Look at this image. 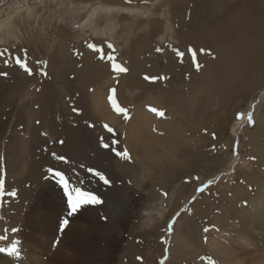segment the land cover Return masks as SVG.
Instances as JSON below:
<instances>
[{
  "label": "rangeland",
  "instance_id": "rangeland-1",
  "mask_svg": "<svg viewBox=\"0 0 264 264\" xmlns=\"http://www.w3.org/2000/svg\"><path fill=\"white\" fill-rule=\"evenodd\" d=\"M222 1L0 0V21L10 24L0 30V51L26 59L34 73L29 76L8 54L0 57V72L8 73L0 76V178L6 191L17 192L0 206V235L4 227L20 231L37 203L55 209L51 201L62 199L67 207L46 171L51 167L74 184L83 182L103 203L82 208L85 217L77 212L75 220L66 213L51 219L38 250L41 261L64 248L67 225L61 231L60 224L67 218L71 230L82 223L98 239V249L84 253L82 264H204L206 256L214 264H233L229 252L218 257L219 246L235 245L227 239H235L237 224L264 218V67L247 69L226 59L225 46L203 55L182 36L188 24L207 29L208 18L222 13ZM226 1L230 13L241 9L236 0ZM109 55L128 71L114 72ZM211 67L220 75L209 83ZM110 97L127 110V118L114 110ZM101 138L111 148L102 147ZM125 150L130 159L117 155ZM88 169L101 171L111 183ZM216 224L222 231H215ZM18 232L9 231L0 246ZM110 233L115 237L109 246L100 239ZM263 240L253 242L255 253L235 249V255L245 256L247 264H264ZM60 256L55 255L58 264H67Z\"/></svg>",
  "mask_w": 264,
  "mask_h": 264
},
{
  "label": "bare ground",
  "instance_id": "bare-ground-1",
  "mask_svg": "<svg viewBox=\"0 0 264 264\" xmlns=\"http://www.w3.org/2000/svg\"><path fill=\"white\" fill-rule=\"evenodd\" d=\"M236 3L241 7V9L237 10V12H235V13H230L229 2L226 0H223L221 2L222 8H223L222 13L217 14L213 18H208V28L207 29L202 28V31H201L199 29V26H197L195 29V28H193L192 24H188L187 26L185 25L187 27V31H186L187 34L184 36L183 31H182V36L185 37L183 39H184V41H186V43H192V44H194V46H197L198 49L196 51L200 52L203 55L208 54V52H210V49H212V47H215L218 45L221 47L225 46L224 48H222V51H223V55L226 59L231 60L233 57V59H235L236 63H240L241 67L243 66V67H246L247 69H248V67L251 68V67H256V66L264 67V0H236ZM200 4H204V3L200 2ZM96 5H97V3H96ZM92 6H94V5H92ZM242 6H245V7L249 6V11L248 12L243 11ZM93 9H95V8H93ZM99 9H100V6H99ZM105 9H106V7H105ZM107 9H109V8H107ZM216 10H218V9H216ZM89 11L91 12L92 8ZM191 12H192V10H191ZM166 14H168V13H166ZM191 14L193 15V13H191ZM88 15H89V13H88ZM5 19L0 21V30L10 26L9 23L5 22ZM197 19H199V18H197ZM196 21H198V20H196ZM162 24H163V22H162ZM182 24H183V22H182ZM198 24H200V23H198ZM152 28L150 29L151 33L155 35L156 30L154 28L153 29ZM58 33H63V32L59 31ZM149 35H151V34H149ZM150 39H151V37H150ZM236 39H238V42H233ZM62 40H64V38ZM149 41H151V40H149ZM231 42L234 44L230 45L229 47H226V45L230 44ZM202 47L204 50L201 49ZM243 51H244V54H243ZM216 69H217L216 67H211L209 83L211 81L217 79V77L220 75L219 71L216 72ZM246 72L247 71H244L243 74L245 75ZM200 85H202V84H200ZM100 102H101V104L103 103L102 100ZM99 104L100 103H98V107L100 106ZM103 104L105 105V103H103ZM100 108H101V106H100ZM140 128H141V126H140ZM133 130H135V129H133ZM133 134H134V131H133ZM258 193L260 194L261 190ZM51 202H53V204L58 206V207L55 209L44 208L45 209L44 210V209H41L40 205L37 203V204H35V206L33 208H31L27 211L26 217L23 220V223H24L23 228L18 232V234L16 235L17 237L13 238V240H19L21 242L19 245V248H20L19 257L7 256L6 254H0V264H58V262L55 259L56 258L55 255H57V254L58 255L63 254L64 258H62L63 256L62 257L60 256V258L64 259V261L61 259L64 263L66 262L67 264H82V263H84V257H83L84 253H86L88 250L94 251L95 249H98V248H96L97 247L96 243H97L98 239L94 238L93 236H91L89 234V232L91 230L88 228V226H86L82 223L81 224L79 223V227H78L79 229L76 228L77 230L75 231V230H71V227L69 226V224H67V229H66L67 237L64 238V240H62V243H63L62 248L64 246V248H63L64 250L61 249L62 250L61 252H59V251L52 252L51 251V253L49 251V256L47 258V261L46 262L41 261L39 259L40 255L38 254V250H39V246L42 247V245H44L43 240H42V236H46L45 231L47 232L48 227H51V225H50L51 219H53L54 217H60L62 214H65V213L68 215V208L66 207L65 203H63L62 199L52 200ZM42 208H43V206H42ZM83 210L84 209H81L80 211H83ZM80 211L77 214H79V215L82 214V213H80ZM77 214L75 213V215H77ZM45 215H47L49 217L48 222L42 220V218ZM82 215L84 217L87 216V212L86 213L84 212ZM88 215L90 217L94 216V217H92L94 220L97 219V216H95L94 211H92V212L90 211ZM73 216L71 217V219L73 218ZM79 218L76 219V221L77 220L80 221L81 219H79ZM74 220H73V222H75ZM80 222H82V220ZM33 223L37 224L38 226L34 228L32 225ZM76 224H77V222H76ZM232 225H234V224H232ZM214 228H215L216 232L222 231V226L220 224H216L214 226ZM233 228L236 232L235 239L234 238L227 239V241L232 240V241H234L235 245L225 247L221 244V246H219V248H218V250H219L218 257L220 259H223L224 256H226V252H229L233 255V257H232L233 258V264H247L248 261H247V263H245V260H247L245 258V256H243L244 259H243V257L237 258L234 250L239 249V250L246 251L248 253H252V252H254L253 249L258 248L257 246H255L256 244L253 245V242H255V241L259 242L261 239L264 238V218L256 217L252 223H246L243 225L237 224ZM243 228H246V230ZM105 231H107V230H105ZM226 231H229V229H226ZM114 237L115 236L114 235L112 236V234L110 233V234L106 235L104 239H100V240H101V242L105 241L106 244H108L110 246V243H111L110 241ZM59 243H61V242H59ZM59 246H61V245H59ZM42 250L44 252H46L45 247H43ZM51 254L53 256H51ZM43 255H45V254H43ZM249 258L252 259V257H249ZM254 259H256V257ZM203 260L205 261L204 264H214L213 260L209 256L204 257ZM260 260H262V259H260Z\"/></svg>",
  "mask_w": 264,
  "mask_h": 264
},
{
  "label": "snow or ice",
  "instance_id": "snow-or-ice-1",
  "mask_svg": "<svg viewBox=\"0 0 264 264\" xmlns=\"http://www.w3.org/2000/svg\"><path fill=\"white\" fill-rule=\"evenodd\" d=\"M90 49H93L96 52H100L101 49L98 48L95 44H88L87 45ZM108 47L111 49L113 46L111 44L108 45ZM191 50V49H190ZM24 55L26 57L27 55V50L24 49ZM157 51H162V49H157ZM177 54L179 56H183V53L180 52L178 49L176 50ZM5 54H8L10 59L15 61V64L18 65L21 69H23L24 72H26L29 76L34 75L33 70L28 66L26 59H22L20 56H12L11 53H9L8 49H3L0 51V57L5 56ZM109 61L112 62V70L114 72L118 73H126L128 69L126 67L121 66L119 63H116L114 60V57L109 55L108 56ZM5 65L9 63V60H4ZM38 64H43L45 62L43 61H37ZM199 66H197V71H199ZM42 75H46V72L41 71ZM8 73L7 72H0V76L7 77ZM145 79H150V80H155L156 78L154 77H145ZM166 79V77H165ZM115 92V89L112 90ZM111 103L113 105L114 110L117 113L124 114L125 118H127V110L117 104V101L114 98H111ZM72 111L75 113H78L80 110L76 107L72 108ZM151 111L156 112L157 110L155 108H152ZM159 115H163V113H158ZM240 118H243V114H238ZM248 121L249 123H253L252 120V115L249 113L248 115ZM39 123V121H37ZM94 127V125H90ZM106 130L108 132H113V129L110 128L108 125H104ZM43 135H47V133H43ZM102 141V147L104 148H111V145L103 143V138H101ZM59 143H63V141H59ZM53 157L58 160H64L66 161V157L63 156H57L56 153H52ZM118 156H122L124 158L130 159L129 153L125 150L122 152H117ZM254 159V158H253ZM47 173L50 174L51 178L55 179V181L58 183V185L61 187L62 192L64 196L66 197V203H67V208H68V216H72L73 214L79 212L82 208L85 206H96L100 205L103 203L102 198L99 197L95 192L87 190L82 187L83 182H79L78 184L72 183V177L65 175L64 172L57 170L55 168H48ZM89 172L92 173L93 176L98 177L99 181H102L105 185H109L111 182L107 178L105 174H103L101 171L95 170V169H88ZM196 179H199L196 177ZM213 183L212 180L208 181V185H211ZM205 186H202L201 188L197 189V191L202 192L204 191ZM17 195V192L15 190L12 191H6L5 189V181L4 179L0 178V206H2V201L4 197H11L15 198ZM165 195H167L165 193ZM177 216H179V213H177ZM105 220L107 219L106 217L104 218ZM68 219L65 218L61 224H60V230L63 231L65 226L68 224ZM175 220L169 223L168 225V230L171 231L173 224ZM11 231V233L15 234L19 231L18 228H4L3 235H0V242H7L9 240L8 232ZM205 231H208V229H205ZM20 241L19 240H12L10 244L7 246H0V254H6L7 256H16L19 257L20 255Z\"/></svg>",
  "mask_w": 264,
  "mask_h": 264
}]
</instances>
